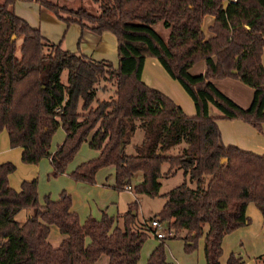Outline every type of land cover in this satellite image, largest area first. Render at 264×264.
Returning a JSON list of instances; mask_svg holds the SVG:
<instances>
[{"label":"trees","instance_id":"trees-1","mask_svg":"<svg viewBox=\"0 0 264 264\" xmlns=\"http://www.w3.org/2000/svg\"><path fill=\"white\" fill-rule=\"evenodd\" d=\"M15 0H0V131L5 130L9 147H20V161L35 164L48 157L50 175L63 172L66 164L86 141L98 154L76 165L69 176L92 183L100 167H114L113 188L132 185L135 194L154 197L158 178L180 168L188 177L161 195L160 209L153 215L168 229L185 230L183 248L190 250L203 235L205 264H220V241L224 234L249 223L245 206L252 202L264 220V153L256 154L224 145L213 106L226 119H240L260 131L264 122V0H94L97 14L83 8L69 9L51 0H34L65 24L115 38L116 67L61 49L43 40L12 9ZM212 15L205 37L204 15ZM160 22L164 38L153 29ZM17 40H19L17 44ZM145 57H154L176 80L192 101L188 116L169 97L144 84L140 71ZM198 60L202 73L188 68ZM66 70V83L59 81ZM231 77L252 88L247 107L242 108L219 91L211 79ZM100 80L113 89L98 98ZM57 127L62 141L49 152ZM142 130L133 154H125L135 128ZM88 137V139H87ZM184 142L171 155L169 148ZM167 168L161 173L160 165ZM14 165L0 163V264H92L99 254L106 264H135L139 247L149 234L136 220V202L128 204L121 227L112 226L105 213L79 223L69 209L70 197L63 190L58 198H36V178L22 180L17 189L7 175ZM30 209L19 223L14 215ZM64 238L56 247L46 241L48 225ZM203 226H206L203 232ZM85 239L87 242H85ZM264 264V252L254 259ZM145 264H171L165 260L160 241ZM224 264H242L229 253Z\"/></svg>","mask_w":264,"mask_h":264},{"label":"crops","instance_id":"crops-1","mask_svg":"<svg viewBox=\"0 0 264 264\" xmlns=\"http://www.w3.org/2000/svg\"><path fill=\"white\" fill-rule=\"evenodd\" d=\"M52 1H56L57 4L62 5L65 4L66 1L69 2L70 0ZM12 9L17 16L24 19L30 26L38 28L43 40L46 42L58 44L61 49L75 54L84 55L93 60L108 61L112 67H116L117 56L115 38L110 32L102 31L100 33H95L88 28H81L75 22L65 24L63 21L57 19L47 9L39 6L34 0H15L13 2ZM212 21L213 17L209 14L204 15L201 20V29L205 37L211 35L208 27L212 24ZM200 61L202 62V65H195V69H192V66ZM260 62L264 63V45L260 53ZM203 71L204 63L202 60L196 61L188 68V72L190 74L198 72L202 73ZM140 79L147 86L155 88L169 97L176 105L181 108L184 114L188 116L194 114L193 104L189 96L184 92L180 84L165 72V70L154 57L144 58L140 71ZM234 80L238 81L231 77H223L211 79V82L218 90L230 98L234 103L242 108H245L250 102L252 88L246 86L245 84L239 85ZM109 94H107L106 97ZM208 110L209 114L215 117V123L217 124L219 130L220 140L224 145H234L239 149L250 151L256 154L264 153V122L260 124V131H258L253 126L240 119H226L221 117L220 113L214 109L213 106H209ZM58 129L61 131H57L56 144L51 148L49 146V152H52L64 137L63 130L60 127H57L56 130ZM81 144H84L88 149H90V151L86 152L84 150L86 152V156L81 160L74 159L77 152L76 151L66 164L63 172L57 175L55 177L56 179H54L52 183H46L44 191L53 189L50 188L49 184H53L55 187H57L56 195H52V192L50 197L48 194L46 195L49 197V199H57L60 191L62 190L70 195L72 194L73 189L84 186L82 183H77L71 180V178H69V172L80 162L95 157L98 154V150L90 148L86 141H83ZM20 152V147L8 146L6 132L5 130H1L0 163L9 161L14 165L13 171L7 175L8 184L13 189H17L19 183L22 180L31 179L37 174L42 177L50 170L48 157L40 158L38 165L26 164L20 161ZM107 166L111 167V171L110 173H106L103 176L101 185L114 189V167L112 165ZM137 182H139V180ZM132 185H134V183H131L130 180V189H114L117 191H125L129 195L124 206L120 209H116L114 212L107 211V206L104 205L98 208L97 215L88 213L85 216L84 214L80 216L78 210L73 206L72 198L69 209L77 214L79 223H82L87 217L97 220L100 218L102 213H105L112 219V226L121 227L122 215L127 210L128 204L133 201L136 202L135 195H133L135 193L132 190ZM38 190L39 186L37 188L35 186L37 202L39 205H42L43 201H41V198L38 197ZM245 215L249 218V223L239 226L222 236L220 241L221 253L218 257V262L220 264L225 263L229 253H233L235 256L240 257L242 264H255L254 258L264 252V220L252 202H248L246 204ZM152 217L153 215L148 218L141 217L140 219L136 216L137 220H140L138 222L143 224L148 229L149 234L139 247L138 258L135 264H145L146 258L150 251L160 241L163 243L164 257L167 262L171 264H203V235L197 239V248L185 253L181 250L183 245L182 236L184 233H181L179 230L174 231L172 229H168L164 222H160L159 226L154 228V226L150 224V220L153 219ZM155 229L163 232L165 235L168 233V235L162 240L157 239L152 234ZM205 230L206 226H203V232H205ZM64 236V234L59 233L56 226L52 224L48 225L46 241L50 246L56 247L64 238ZM85 242H87L86 239ZM241 254H246L248 258H242ZM106 263L107 256L104 254H99L93 260L92 264Z\"/></svg>","mask_w":264,"mask_h":264},{"label":"rangeland","instance_id":"rangeland-1","mask_svg":"<svg viewBox=\"0 0 264 264\" xmlns=\"http://www.w3.org/2000/svg\"><path fill=\"white\" fill-rule=\"evenodd\" d=\"M53 2H56V1H53ZM62 5H64L65 8H69V9H76L78 7L83 8L85 9V11L91 14H97V11H96L97 6L94 0H70L69 2L66 1V3ZM153 29H155L158 32L161 38L165 37L166 29H164L161 26L160 22L155 23L153 25ZM18 42L19 40H17V44ZM195 65H202V62L200 61L194 64V66H192V69H195L196 67ZM193 74H197V73H193ZM59 81L62 84L66 83V70L61 71L59 75ZM235 82L238 83L239 85H244V83L242 84V82H238V81H235ZM96 89H97L96 90L97 97L105 98L107 94L111 93L113 89V85H112V82H110L109 80H100L97 83ZM56 129L53 132L51 139H50V145H49L50 148L52 146H55L56 144L57 131H61L60 129L58 130ZM141 138H142V130L137 127L135 128V130L133 131L130 137V142L124 147V153L133 154L134 151H133L132 145L139 143ZM181 146H184V142H180L178 145H175L169 148V150L166 152L171 155H174L176 154L177 149ZM84 150L86 152L90 151V149H88L84 144H80L77 149L74 159L76 160L84 159V157L86 156V152ZM38 163H39V160L35 164L38 165ZM166 168H167V163L166 162L161 163L160 165L161 173L164 172ZM110 171H111L110 166H107V167L104 166V167L98 168L94 174L92 183H84L81 181H75L69 176V178H71V180H73L74 182L82 183L84 185L83 187L73 189L72 194L70 195L68 194L70 197V201L72 198L73 206L78 210L80 216H82L83 214L85 216L88 213L97 215L98 208L104 205L107 206V211H110V212H114L116 209H120L121 207L124 206L125 202L128 200V197H129L127 192L117 191V190L101 185L103 176L106 173H110ZM56 176H51L50 170L46 173V175H43L42 177L38 174L35 176L36 188L39 186L38 197L41 198L40 199L41 201H43V197L47 194L50 197L51 192H52V195L57 194V187H55V185L53 184H49L50 188H53V189H50L51 191L50 190L44 191L46 183L47 182L52 183V181L56 179L55 178ZM140 178H141L140 172H135L133 176L131 177V183L135 184L138 180H140ZM182 180H185L186 183L189 184L190 186L193 185L192 183L188 182V177L186 175L185 176L183 175L182 170L180 168H177L174 170L173 173L166 175V176L161 175L158 178L159 187H158V193L156 196L148 197L145 195L133 194L135 195L136 203H137V206H136L137 210L135 209V211L137 212L136 216L141 219V217L148 218L151 215H154L160 209L162 203L164 202V197L161 194L166 192L168 189L178 184ZM30 211H31L30 209H21L14 215V219L18 221L19 223H21L26 219L27 216H29ZM136 221L138 222L140 220H136ZM179 231L185 234V230L182 229ZM195 248H197V242L195 246H193L190 250H185L183 248V245L181 247V250L186 253V252H190L194 250ZM200 251H201V248H200ZM241 255H242V258L244 259L248 258L246 254H241ZM202 261L204 264L203 258H202Z\"/></svg>","mask_w":264,"mask_h":264},{"label":"built area","instance_id":"built-area-1","mask_svg":"<svg viewBox=\"0 0 264 264\" xmlns=\"http://www.w3.org/2000/svg\"><path fill=\"white\" fill-rule=\"evenodd\" d=\"M124 188H126V189H130V186L129 185H126ZM159 223H160V221L159 220H157V219H151L150 220V224L152 225V226H154V228H156V227H158L159 226ZM152 234L157 238V239H160V240H162L163 238H165L167 235H168V233H167V235H165L163 232H160V231H158L157 229H155L153 232H152Z\"/></svg>","mask_w":264,"mask_h":264}]
</instances>
